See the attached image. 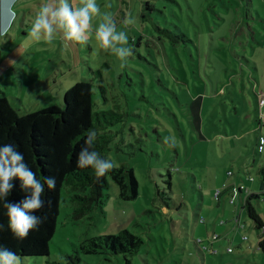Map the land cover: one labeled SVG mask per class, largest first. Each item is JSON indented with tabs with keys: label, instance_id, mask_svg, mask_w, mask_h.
I'll return each instance as SVG.
<instances>
[{
	"label": "rangeland",
	"instance_id": "obj_1",
	"mask_svg": "<svg viewBox=\"0 0 264 264\" xmlns=\"http://www.w3.org/2000/svg\"><path fill=\"white\" fill-rule=\"evenodd\" d=\"M150 1L154 11L147 0H96L128 35L132 55L123 68L95 38L99 17L86 43L66 42L61 33L48 44L28 39L46 0L14 5L15 21L0 36V92L24 116L63 107L65 94L89 80L94 113L116 114L98 125L109 140L107 156L114 168L133 169L140 184L138 198L128 202L109 178L103 205L80 219L62 200L50 255L20 257L21 264H264L259 231L242 206L246 194L231 203L232 186L261 192L264 0ZM129 17L134 24L124 23ZM159 26L184 35L170 39ZM226 188L217 201L215 191ZM255 208L264 217V202ZM124 230L143 240L134 255L80 250ZM198 239L218 254L203 253Z\"/></svg>",
	"mask_w": 264,
	"mask_h": 264
},
{
	"label": "trees",
	"instance_id": "obj_2",
	"mask_svg": "<svg viewBox=\"0 0 264 264\" xmlns=\"http://www.w3.org/2000/svg\"><path fill=\"white\" fill-rule=\"evenodd\" d=\"M146 5L148 11L156 9L150 0H147ZM157 30L170 39L182 38L184 35L174 36L169 29L160 26ZM111 114L116 116L113 112H104L102 115L94 113L93 84L89 80L77 83L65 94L63 107L55 105L24 116H21L19 110L14 109L4 93L0 92V146L14 145L38 178L53 176L56 179L54 190H48L45 186V194L42 197L45 206L35 213L43 218V223L38 230H33L23 240L15 238L10 232L7 209L3 207L4 200L0 199V225L3 226L0 228V247L15 252L21 258L49 256L50 243L57 231L62 200L73 206L75 219L84 218L103 205L106 197L104 187L109 178L118 187L121 199L130 202L138 198L140 184L133 169L114 168L104 177L97 179L91 168L77 167V156L85 145L89 130L97 133L93 150L101 157L108 158L109 140L107 136L100 135L98 125L102 116ZM15 184V189L7 199L19 202L26 193L20 189L18 180ZM64 189L67 190L66 197L62 198ZM262 201L264 202L263 190L242 199V206L254 222L255 229L259 231L258 248L264 254V217L255 208V204L260 206ZM142 244L141 238L124 230L118 235L90 239L80 250L85 255H134ZM79 261L78 258L77 263ZM127 263L131 264L129 260Z\"/></svg>",
	"mask_w": 264,
	"mask_h": 264
},
{
	"label": "clouds",
	"instance_id": "obj_3",
	"mask_svg": "<svg viewBox=\"0 0 264 264\" xmlns=\"http://www.w3.org/2000/svg\"><path fill=\"white\" fill-rule=\"evenodd\" d=\"M16 0H0V36L6 35L16 18L14 5ZM99 17L100 22L95 29V38L101 48L110 50L120 61V67L126 65L127 58L132 55V48L128 46V35L118 31L113 14L101 13L96 0H46L40 6L28 39L39 42L41 40L51 44L57 34H61L66 42L84 44L93 31L92 21ZM126 25L134 24L133 19L126 18ZM97 133L89 130L84 147L77 156V167L91 168L97 179L104 177L116 166L110 158H103L93 150ZM171 137H165L168 144ZM260 151L264 153V134L260 136ZM26 193L19 202L8 200V196L15 189V181ZM48 190H54L56 179L53 176L40 179L24 161L22 153L14 145L0 146V199L4 200L3 207L7 209L8 228L12 235L20 240L27 238L33 230H38L43 218L35 213L45 206L42 198ZM3 226L0 225V228ZM0 264H21V258L13 251L0 247Z\"/></svg>",
	"mask_w": 264,
	"mask_h": 264
},
{
	"label": "built area",
	"instance_id": "obj_4",
	"mask_svg": "<svg viewBox=\"0 0 264 264\" xmlns=\"http://www.w3.org/2000/svg\"><path fill=\"white\" fill-rule=\"evenodd\" d=\"M259 108H260V122L264 123V94L261 95V97L259 98ZM258 154L260 156L263 155L261 151ZM262 174H263L262 176H264V169L262 170ZM233 175H234V173L232 171L228 172V176H233ZM241 181H243V180H241ZM255 181H256V179L254 177L248 176V182L254 183ZM228 189H230V188H226L224 191H222L221 189H218L217 191H215V199L217 201H220L221 196ZM232 190H233V195H232V200H231L232 204L235 203V200H236L237 196L242 197L244 194H246V197H248V196H250L251 194L254 193L251 189L247 188V186L245 187L244 184L240 185L239 187L232 186ZM200 222L204 223V219L200 220ZM218 240H219V236L215 235L213 237V239H212V243H215ZM244 240L246 241L247 238H244ZM197 243H198V245L201 248L203 253H207V252L210 251L212 255H217L218 254V251L216 249L210 248L207 245H203V240L202 239H198ZM227 252L228 253H233V249L231 247H228L227 248Z\"/></svg>",
	"mask_w": 264,
	"mask_h": 264
},
{
	"label": "crops",
	"instance_id": "obj_5",
	"mask_svg": "<svg viewBox=\"0 0 264 264\" xmlns=\"http://www.w3.org/2000/svg\"><path fill=\"white\" fill-rule=\"evenodd\" d=\"M17 2H18V0H16V3H15V5L17 4ZM263 180V179H262ZM262 180H261V184H260V190L262 191H264V183L262 184Z\"/></svg>",
	"mask_w": 264,
	"mask_h": 264
}]
</instances>
